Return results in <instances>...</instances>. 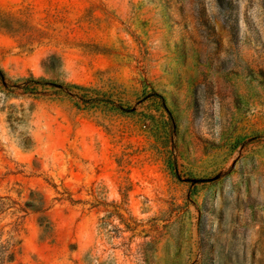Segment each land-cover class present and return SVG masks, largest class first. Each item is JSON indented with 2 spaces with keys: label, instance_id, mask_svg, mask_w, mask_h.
Wrapping results in <instances>:
<instances>
[{
  "label": "rangeland",
  "instance_id": "374dc122",
  "mask_svg": "<svg viewBox=\"0 0 264 264\" xmlns=\"http://www.w3.org/2000/svg\"><path fill=\"white\" fill-rule=\"evenodd\" d=\"M0 264H264V0H0Z\"/></svg>",
  "mask_w": 264,
  "mask_h": 264
}]
</instances>
